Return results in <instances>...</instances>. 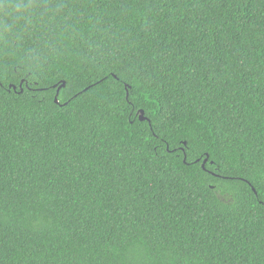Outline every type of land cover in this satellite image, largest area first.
Segmentation results:
<instances>
[{
    "label": "trees",
    "instance_id": "trees-1",
    "mask_svg": "<svg viewBox=\"0 0 264 264\" xmlns=\"http://www.w3.org/2000/svg\"><path fill=\"white\" fill-rule=\"evenodd\" d=\"M0 264H264V0H0Z\"/></svg>",
    "mask_w": 264,
    "mask_h": 264
},
{
    "label": "water",
    "instance_id": "water-1",
    "mask_svg": "<svg viewBox=\"0 0 264 264\" xmlns=\"http://www.w3.org/2000/svg\"><path fill=\"white\" fill-rule=\"evenodd\" d=\"M64 84H65V83H63V85H64ZM58 91H59V90H58ZM141 118H142V119H145L144 115H143V116H141ZM185 160H186V158H185Z\"/></svg>",
    "mask_w": 264,
    "mask_h": 264
}]
</instances>
